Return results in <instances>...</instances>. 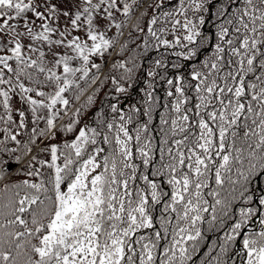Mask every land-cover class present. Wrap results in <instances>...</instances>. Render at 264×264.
Instances as JSON below:
<instances>
[{
  "label": "snow or ice",
  "instance_id": "6c2138e0",
  "mask_svg": "<svg viewBox=\"0 0 264 264\" xmlns=\"http://www.w3.org/2000/svg\"><path fill=\"white\" fill-rule=\"evenodd\" d=\"M0 182V264H264V0H0Z\"/></svg>",
  "mask_w": 264,
  "mask_h": 264
},
{
  "label": "trees",
  "instance_id": "16d2710c",
  "mask_svg": "<svg viewBox=\"0 0 264 264\" xmlns=\"http://www.w3.org/2000/svg\"><path fill=\"white\" fill-rule=\"evenodd\" d=\"M171 3H179V0H170V4ZM149 12L151 11V9H149L148 10ZM204 28H208L209 26L206 24V25H204L203 26ZM168 38H170V36L168 37ZM152 55H155V52H151V53H149V56H152ZM170 59V61L171 60H174L175 58L174 57H170L169 58ZM196 61H189L188 63H195ZM172 72H173V70L172 69H168V75H172ZM164 73H161V75H163ZM157 87H156V89H155V92H156V95H158L161 99H160V104H161V106L163 105V98H164V82L162 81V80H158L157 81ZM159 124V109L157 110V112L156 113H154V115H153V124H152V128L153 129H155L156 128V126ZM154 135H155V133H154ZM156 140L158 141L159 140V137L158 136H156ZM13 166V169L12 170H14L16 167H17V165H12ZM21 178H23V177H18V176H13L12 177V179L13 180H15V179H21ZM0 183H2V182H0ZM208 240H210L211 239V237L209 236L208 238H207ZM207 242V241H206Z\"/></svg>",
  "mask_w": 264,
  "mask_h": 264
},
{
  "label": "water",
  "instance_id": "95a60500",
  "mask_svg": "<svg viewBox=\"0 0 264 264\" xmlns=\"http://www.w3.org/2000/svg\"><path fill=\"white\" fill-rule=\"evenodd\" d=\"M11 168H12V166H11Z\"/></svg>",
  "mask_w": 264,
  "mask_h": 264
}]
</instances>
